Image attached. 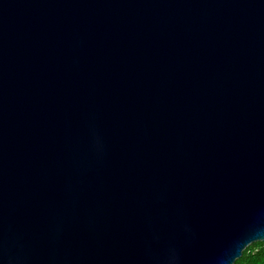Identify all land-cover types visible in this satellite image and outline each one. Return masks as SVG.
<instances>
[{
  "label": "water",
  "instance_id": "obj_1",
  "mask_svg": "<svg viewBox=\"0 0 264 264\" xmlns=\"http://www.w3.org/2000/svg\"><path fill=\"white\" fill-rule=\"evenodd\" d=\"M264 226V0H0V264H221Z\"/></svg>",
  "mask_w": 264,
  "mask_h": 264
},
{
  "label": "clouds",
  "instance_id": "obj_2",
  "mask_svg": "<svg viewBox=\"0 0 264 264\" xmlns=\"http://www.w3.org/2000/svg\"><path fill=\"white\" fill-rule=\"evenodd\" d=\"M249 239L244 244H240L236 241V245L239 246V251L236 254L229 253L221 260V264H264V251L257 255L248 256V247H254L257 249H264V226H257L248 235Z\"/></svg>",
  "mask_w": 264,
  "mask_h": 264
},
{
  "label": "trees",
  "instance_id": "obj_3",
  "mask_svg": "<svg viewBox=\"0 0 264 264\" xmlns=\"http://www.w3.org/2000/svg\"><path fill=\"white\" fill-rule=\"evenodd\" d=\"M247 251H248V256L251 257V256L257 255L260 252L264 251V249H257V248L249 246Z\"/></svg>",
  "mask_w": 264,
  "mask_h": 264
}]
</instances>
